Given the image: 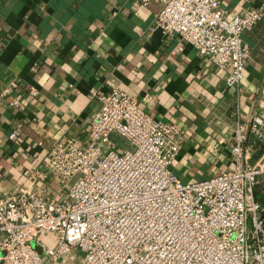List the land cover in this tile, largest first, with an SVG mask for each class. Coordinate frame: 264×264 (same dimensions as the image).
Instances as JSON below:
<instances>
[{
    "label": "built area",
    "instance_id": "2783aa9c",
    "mask_svg": "<svg viewBox=\"0 0 264 264\" xmlns=\"http://www.w3.org/2000/svg\"><path fill=\"white\" fill-rule=\"evenodd\" d=\"M156 1L154 28L178 35L177 50L188 43L227 68L226 85L238 86L247 51L241 34L261 11L227 17L220 0ZM90 95L99 101L90 142L80 148L57 141L52 148L49 168L57 184L68 186L67 196L0 197V264H49L72 249L81 253L76 264H264V206L255 196L264 157L249 162L243 123L232 129V169L182 182L170 168L179 149L176 124L153 119L118 88ZM249 130L264 141V115H254ZM112 132L131 148L115 151ZM48 234L54 244L39 252Z\"/></svg>",
    "mask_w": 264,
    "mask_h": 264
},
{
    "label": "crops",
    "instance_id": "0c3cea01",
    "mask_svg": "<svg viewBox=\"0 0 264 264\" xmlns=\"http://www.w3.org/2000/svg\"><path fill=\"white\" fill-rule=\"evenodd\" d=\"M220 5L227 17L251 7L262 13L241 34L247 51L238 86L226 85L227 68L188 43L177 50L178 35L154 28L156 0L146 6L135 0H0V197L67 196L68 186L57 184L49 168L52 148L57 141L80 148L90 142L88 126L99 107L91 89L118 88L153 119L179 127L170 168L182 182L234 167L237 122L246 127L249 162L263 158L264 141L249 124L264 115V0ZM13 99L16 106L9 104ZM111 138L118 150L131 148L117 133ZM41 240L39 252L55 237ZM80 256L72 249L49 264H76Z\"/></svg>",
    "mask_w": 264,
    "mask_h": 264
},
{
    "label": "rangeland",
    "instance_id": "374dc122",
    "mask_svg": "<svg viewBox=\"0 0 264 264\" xmlns=\"http://www.w3.org/2000/svg\"><path fill=\"white\" fill-rule=\"evenodd\" d=\"M118 148L119 147L114 148V150L119 152L120 150H118ZM255 196H256V199L264 206V181L256 184Z\"/></svg>",
    "mask_w": 264,
    "mask_h": 264
},
{
    "label": "water",
    "instance_id": "95a60500",
    "mask_svg": "<svg viewBox=\"0 0 264 264\" xmlns=\"http://www.w3.org/2000/svg\"><path fill=\"white\" fill-rule=\"evenodd\" d=\"M38 251L40 250L37 246L35 247Z\"/></svg>",
    "mask_w": 264,
    "mask_h": 264
}]
</instances>
